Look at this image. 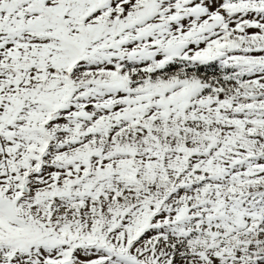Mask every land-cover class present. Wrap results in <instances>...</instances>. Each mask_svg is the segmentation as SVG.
<instances>
[{"label": "snow or ice", "instance_id": "obj_1", "mask_svg": "<svg viewBox=\"0 0 264 264\" xmlns=\"http://www.w3.org/2000/svg\"><path fill=\"white\" fill-rule=\"evenodd\" d=\"M0 264H264V0H0Z\"/></svg>", "mask_w": 264, "mask_h": 264}]
</instances>
